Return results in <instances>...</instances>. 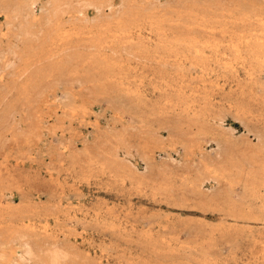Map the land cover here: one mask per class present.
I'll list each match as a JSON object with an SVG mask.
<instances>
[{
	"label": "rangeland",
	"instance_id": "obj_1",
	"mask_svg": "<svg viewBox=\"0 0 264 264\" xmlns=\"http://www.w3.org/2000/svg\"><path fill=\"white\" fill-rule=\"evenodd\" d=\"M0 264H264V0H0Z\"/></svg>",
	"mask_w": 264,
	"mask_h": 264
}]
</instances>
